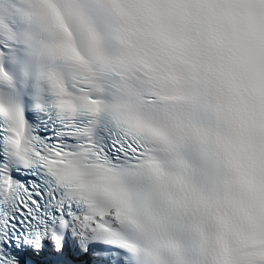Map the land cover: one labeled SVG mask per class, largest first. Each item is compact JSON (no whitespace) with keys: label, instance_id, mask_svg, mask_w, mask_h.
I'll return each instance as SVG.
<instances>
[{"label":"snow or ice","instance_id":"snow-or-ice-1","mask_svg":"<svg viewBox=\"0 0 264 264\" xmlns=\"http://www.w3.org/2000/svg\"><path fill=\"white\" fill-rule=\"evenodd\" d=\"M0 264H264V0H0Z\"/></svg>","mask_w":264,"mask_h":264}]
</instances>
